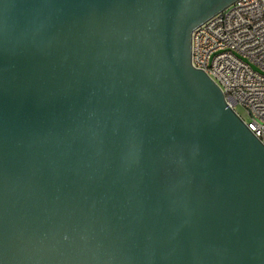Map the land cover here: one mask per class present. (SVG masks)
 <instances>
[{
	"label": "water",
	"instance_id": "95a60500",
	"mask_svg": "<svg viewBox=\"0 0 264 264\" xmlns=\"http://www.w3.org/2000/svg\"><path fill=\"white\" fill-rule=\"evenodd\" d=\"M235 0H0V264H264V144L191 63Z\"/></svg>",
	"mask_w": 264,
	"mask_h": 264
},
{
	"label": "built area",
	"instance_id": "2783aa9c",
	"mask_svg": "<svg viewBox=\"0 0 264 264\" xmlns=\"http://www.w3.org/2000/svg\"><path fill=\"white\" fill-rule=\"evenodd\" d=\"M191 63L220 87L228 106L247 113L264 144V0H235L191 33Z\"/></svg>",
	"mask_w": 264,
	"mask_h": 264
},
{
	"label": "rangeland",
	"instance_id": "374dc122",
	"mask_svg": "<svg viewBox=\"0 0 264 264\" xmlns=\"http://www.w3.org/2000/svg\"><path fill=\"white\" fill-rule=\"evenodd\" d=\"M237 110H238L239 115H240L244 120H247V119L249 118L248 115H247V113L244 112L242 109L238 108Z\"/></svg>",
	"mask_w": 264,
	"mask_h": 264
}]
</instances>
